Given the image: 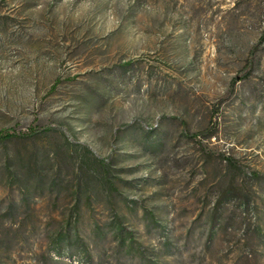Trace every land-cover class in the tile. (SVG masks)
<instances>
[{"label": "rangeland", "instance_id": "374dc122", "mask_svg": "<svg viewBox=\"0 0 264 264\" xmlns=\"http://www.w3.org/2000/svg\"><path fill=\"white\" fill-rule=\"evenodd\" d=\"M263 35L264 0H0V131L37 132L0 264H264Z\"/></svg>", "mask_w": 264, "mask_h": 264}, {"label": "trees", "instance_id": "16d2710c", "mask_svg": "<svg viewBox=\"0 0 264 264\" xmlns=\"http://www.w3.org/2000/svg\"><path fill=\"white\" fill-rule=\"evenodd\" d=\"M261 41L263 42L264 41V35L262 36L261 38ZM255 49L252 50L251 52V57H250V60L248 61L247 63V69L246 70L247 72L244 74V76L242 77V80H247L251 73H252V68L254 67V61H253V56H254V53H255ZM235 82V81H234ZM37 134L36 131H31L29 133H24V134H19L17 132H15L14 130H9V129H6V130H2L0 131V144H3L7 141H11V140H15V139H27V138H31L33 136H35ZM204 134V137L207 138V139H211L215 136V133L214 132H211L210 130H207L206 133H203ZM103 162V161H102ZM229 163L230 165L233 164V162L231 160H229ZM234 167H236L234 165ZM251 177L253 179H256V180H262L264 179V175H260L258 173H254L251 175ZM227 200L226 198H222V199H219L218 202L216 203V207H215V210H216V216L214 218V223L217 222V219L219 217V210L221 209L224 201ZM125 233H121L122 237H121V243L122 245H127L131 250H135L136 249V243H135V240L133 238V233L127 229H122Z\"/></svg>", "mask_w": 264, "mask_h": 264}]
</instances>
